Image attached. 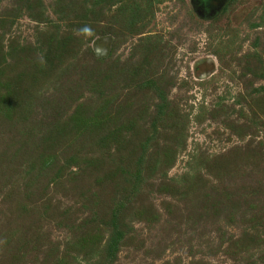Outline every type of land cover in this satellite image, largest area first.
Returning <instances> with one entry per match:
<instances>
[{"label": "rangeland", "instance_id": "374dc122", "mask_svg": "<svg viewBox=\"0 0 264 264\" xmlns=\"http://www.w3.org/2000/svg\"><path fill=\"white\" fill-rule=\"evenodd\" d=\"M0 264H264V0H0Z\"/></svg>", "mask_w": 264, "mask_h": 264}]
</instances>
